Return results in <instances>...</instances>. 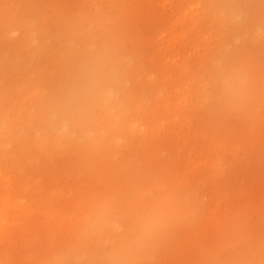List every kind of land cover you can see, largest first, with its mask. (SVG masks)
<instances>
[{
	"label": "rangeland",
	"instance_id": "obj_1",
	"mask_svg": "<svg viewBox=\"0 0 264 264\" xmlns=\"http://www.w3.org/2000/svg\"><path fill=\"white\" fill-rule=\"evenodd\" d=\"M94 66L108 107L80 98ZM0 264H264V0H0Z\"/></svg>",
	"mask_w": 264,
	"mask_h": 264
},
{
	"label": "clouds",
	"instance_id": "obj_2",
	"mask_svg": "<svg viewBox=\"0 0 264 264\" xmlns=\"http://www.w3.org/2000/svg\"><path fill=\"white\" fill-rule=\"evenodd\" d=\"M215 80L218 89L216 99L226 108L238 109L243 106L251 85L249 75L241 68L226 65L223 56L214 61ZM108 72L103 66L88 69L87 79L80 98L84 103L89 101L108 107L116 98V90L105 83ZM194 194L185 193L181 207L179 201L169 197L165 206L150 209L139 224L138 242L146 244L157 238L168 227L170 218L181 214L195 215ZM119 229V224L113 222Z\"/></svg>",
	"mask_w": 264,
	"mask_h": 264
}]
</instances>
